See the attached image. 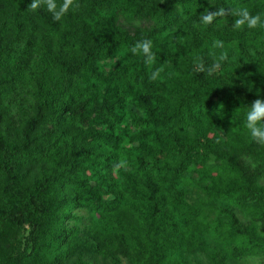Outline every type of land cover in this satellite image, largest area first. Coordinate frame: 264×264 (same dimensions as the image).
Returning a JSON list of instances; mask_svg holds the SVG:
<instances>
[{
    "label": "trees",
    "instance_id": "16d2710c",
    "mask_svg": "<svg viewBox=\"0 0 264 264\" xmlns=\"http://www.w3.org/2000/svg\"><path fill=\"white\" fill-rule=\"evenodd\" d=\"M31 2L0 0V264H67L77 212L90 237L74 264L113 244L190 264L211 237L264 259V146L242 125L264 100V31L234 32L231 15L198 27L205 9L264 14V0H74L61 21ZM145 38L164 69L154 82L127 50ZM217 39L228 60L209 76L195 64L212 63ZM21 85L33 112L10 132L3 106ZM185 188L221 205L213 229Z\"/></svg>",
    "mask_w": 264,
    "mask_h": 264
},
{
    "label": "clouds",
    "instance_id": "9594fccd",
    "mask_svg": "<svg viewBox=\"0 0 264 264\" xmlns=\"http://www.w3.org/2000/svg\"><path fill=\"white\" fill-rule=\"evenodd\" d=\"M42 6L52 15L54 21H61L70 11L74 10V0H62L60 3H58V0H32L29 7L35 12L41 9ZM196 8L197 6L194 4L190 10L188 9V12L191 13L194 10L196 13ZM227 15H231L234 18L231 23V29L234 32L255 33L264 31V14H253L248 7L243 5L231 6L230 12L223 6L214 13L205 9L203 14L199 16L198 27L207 30L214 22L219 21L220 18H225ZM153 47V41L145 38L137 40L134 45L127 49L133 56L141 58L143 63L152 69L149 74L150 82L157 81L164 71L161 67H153L157 63V56L153 51ZM213 48L215 51L212 53L211 64L206 65L201 60H197L195 64L199 71L207 72L209 76L214 75L216 70L228 60V52L225 50V45L221 40H214ZM251 87L250 85V91ZM244 109L242 117L244 131L253 142L264 146V100L257 99L250 107ZM124 166V161H121L118 165L121 168Z\"/></svg>",
    "mask_w": 264,
    "mask_h": 264
},
{
    "label": "rangeland",
    "instance_id": "374dc122",
    "mask_svg": "<svg viewBox=\"0 0 264 264\" xmlns=\"http://www.w3.org/2000/svg\"><path fill=\"white\" fill-rule=\"evenodd\" d=\"M163 1V0H157ZM258 55V53H256ZM261 54H263L261 52ZM22 86V85H21ZM3 112L9 117V126L7 127L10 132H16L17 129L21 126L23 120L31 117L33 112V101L31 99L28 88L24 85L19 88L15 93L9 97L3 106ZM185 194L191 203L200 205L205 214L203 220V225L206 226V229H213V221L215 220V207L219 208L220 204H211L202 197L196 190L190 188H185ZM234 213L240 219L241 223L249 225L250 221L240 210H234ZM77 215L82 219V223H69L66 225L68 229L80 227V237L74 239L72 242V256H70L67 264H74L77 260V254L79 251H76L77 245L84 243L90 235L87 234L88 228V218L89 214L85 212H77ZM96 242L95 238H91ZM91 240V241H92ZM206 243L208 245V250L205 252L198 253L195 257H192L189 261L190 264H210L211 257L219 255V259H222L226 264H264V259L260 256H253L246 260H237L231 256L230 249L226 243L216 244L213 240V237L207 238ZM120 245H111L102 253L98 255L87 254L84 256V260L89 264H145V258L139 252H135L130 249L121 250ZM212 255V256H211ZM116 262V263H115Z\"/></svg>",
    "mask_w": 264,
    "mask_h": 264
}]
</instances>
